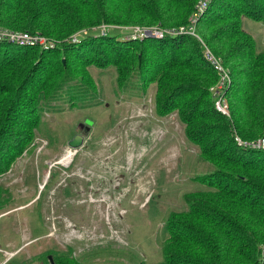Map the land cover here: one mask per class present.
Returning <instances> with one entry per match:
<instances>
[{"label":"rangeland","instance_id":"374dc122","mask_svg":"<svg viewBox=\"0 0 264 264\" xmlns=\"http://www.w3.org/2000/svg\"><path fill=\"white\" fill-rule=\"evenodd\" d=\"M201 1H197L188 23L179 26L187 32L177 35L194 37L202 45L203 56L206 47L216 55L198 27L213 0L196 18ZM215 2L205 18L223 14L219 6L229 0ZM242 24L258 47L264 45V21L244 14ZM148 28L102 23L77 30L64 40L67 45H77L85 37L106 38L111 43L102 44L89 64L74 58L77 48L62 50L60 55L52 53L54 62L80 66V72L69 76L86 81L96 98L85 105L72 101L61 110L47 111L32 130L24 129L28 139L2 159L0 264H51L49 256L55 263V257L65 254L80 264H160L168 213L187 208L184 196L198 186L196 178L213 183L217 181L213 175L225 174V170L245 174L221 166L223 162L215 159L218 149L213 145L218 131L201 140L200 130L206 128L203 123L219 125L215 119L200 117L208 110L206 103L215 102L218 74L199 76L203 81L192 84L189 93L186 72L171 64L195 53L194 40L179 41V54L174 43L156 42L148 48L139 42L130 46L124 42L143 39L146 29L153 32L144 34L146 37L166 38ZM33 34L48 42L25 45L36 59L63 42L40 32ZM113 35H118L114 36L118 40L109 41ZM13 47L6 48L5 56L14 55ZM118 57L123 59L116 62ZM137 70L143 74L141 78L133 76ZM32 75L30 97L40 94L41 89L44 94L54 91L69 77H47L46 72ZM68 86L64 85L67 93L73 89ZM226 99L229 102L227 94ZM196 111L198 117L194 118ZM19 125L18 131L22 129ZM76 134L84 136V143L74 149L69 141ZM239 140L235 136L239 146L250 148ZM258 243V264H264V237ZM226 255L229 261L235 257L232 251Z\"/></svg>","mask_w":264,"mask_h":264},{"label":"trees","instance_id":"16d2710c","mask_svg":"<svg viewBox=\"0 0 264 264\" xmlns=\"http://www.w3.org/2000/svg\"><path fill=\"white\" fill-rule=\"evenodd\" d=\"M197 1L0 0L2 26L40 32L63 41L55 51H44L37 59L32 50L27 49L30 47L0 42V54H4L3 58L0 57V170L5 169L2 159L13 153L18 143L28 139L24 129L32 130L41 115L47 111L61 110L72 101L85 105L96 98L86 81L81 77L69 76L72 72H80V66L73 62H54L52 53L58 52L60 55L62 50L77 48L78 55L74 58L89 64L100 53L102 44L108 46L111 43H107L106 38L85 37L77 45H67L64 40L79 29H91L102 23L138 25L151 29L159 27L158 30H164L161 27L165 30L177 28L188 23ZM215 3L213 0L199 20L198 27L203 39L230 69L233 81L227 96L231 117L217 111L214 102L206 103L208 110L200 117L215 119L219 125L216 128L203 123L202 126L206 128L200 130L201 140L218 131L217 143L213 145L218 149L215 159L223 162L219 163L221 166L239 169L245 174L225 170V174L213 175L217 179L213 183L200 176L196 178L198 186L184 196L187 208L171 209L168 213L165 223L167 237L162 246L164 255L160 264H258L261 259L258 242L264 237V150L239 146L235 136L244 141L264 136V45L258 47L255 37L242 24L244 14L264 21V0H229L227 4H219L223 14L205 18ZM90 35L93 36L92 33ZM114 36L118 35L107 39L118 40ZM164 37L145 36L141 40L124 42L129 46L139 42L148 48L156 42L174 43L179 54L182 51L179 41L185 42L191 38L195 53L181 62L176 58L171 64L178 65L177 70L186 72L189 93L192 84L203 81L199 76L206 73L216 76V70L203 56L202 45L194 37L176 34ZM10 46H14V55L5 56V50ZM119 59L123 58H115L116 62ZM120 69H123L122 66ZM32 72H46L47 77L58 75L62 80L69 77L54 91L44 94L41 89L40 94L30 97ZM133 76L141 78L143 74L137 70ZM65 84L71 85L72 91L67 93ZM192 117H198L197 111ZM17 124L22 127L19 131L16 130ZM230 151L232 153L228 154ZM229 251L235 255L231 261L226 255ZM65 255L55 257L54 264H80L70 254Z\"/></svg>","mask_w":264,"mask_h":264},{"label":"built area","instance_id":"2783aa9c","mask_svg":"<svg viewBox=\"0 0 264 264\" xmlns=\"http://www.w3.org/2000/svg\"><path fill=\"white\" fill-rule=\"evenodd\" d=\"M211 0H202L199 5V12L194 14L195 17H198V13L200 11L204 10L208 7ZM151 29V28H148ZM157 30V31H155ZM169 31H162L158 29H153L157 34H160V36L165 35H177L181 33H186L187 30L185 28H175V29H168ZM148 31H151V35L153 34L152 30H145V32H142V37H145L144 34H149ZM77 38V37H76ZM0 42H8V43H14L17 45L25 46V45H34L36 43H39L41 45H47L48 42L45 43V39L41 37L39 34H33L30 32H23V31H10L8 29L3 28L0 25ZM48 47V46H46ZM204 57L205 59L213 66V68L216 70L219 81L217 86L214 88V97H215V108L217 111L222 113L223 115L229 116L230 115V103L226 99L227 90L230 88V85L232 83L231 80V74L227 68V66L221 62L220 58H218L210 48L206 47V50L204 51ZM236 138L241 139L239 140V143L241 145H244L246 147L250 148H256V149H264V137L252 140V141H244L241 137L236 136Z\"/></svg>","mask_w":264,"mask_h":264},{"label":"water","instance_id":"95a60500","mask_svg":"<svg viewBox=\"0 0 264 264\" xmlns=\"http://www.w3.org/2000/svg\"><path fill=\"white\" fill-rule=\"evenodd\" d=\"M149 34H151V31H148ZM84 143V136L82 134H76L70 141L69 146L71 148L77 149L81 147ZM49 258L52 260V256H49ZM54 264V263H53Z\"/></svg>","mask_w":264,"mask_h":264}]
</instances>
